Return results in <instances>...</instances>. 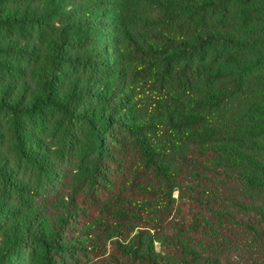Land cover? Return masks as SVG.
<instances>
[{"label":"trees","instance_id":"16d2710c","mask_svg":"<svg viewBox=\"0 0 264 264\" xmlns=\"http://www.w3.org/2000/svg\"><path fill=\"white\" fill-rule=\"evenodd\" d=\"M0 264H264V0H0Z\"/></svg>","mask_w":264,"mask_h":264}]
</instances>
